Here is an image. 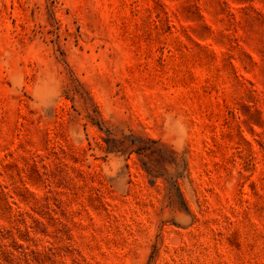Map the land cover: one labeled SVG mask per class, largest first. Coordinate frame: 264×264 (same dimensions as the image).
<instances>
[{"label":"rangeland","instance_id":"rangeland-1","mask_svg":"<svg viewBox=\"0 0 264 264\" xmlns=\"http://www.w3.org/2000/svg\"><path fill=\"white\" fill-rule=\"evenodd\" d=\"M0 264H264V0H0Z\"/></svg>","mask_w":264,"mask_h":264}]
</instances>
